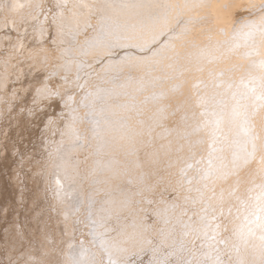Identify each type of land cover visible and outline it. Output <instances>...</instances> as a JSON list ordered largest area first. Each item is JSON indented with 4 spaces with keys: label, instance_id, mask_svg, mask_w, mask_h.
Wrapping results in <instances>:
<instances>
[{
    "label": "bare ground",
    "instance_id": "bare-ground-1",
    "mask_svg": "<svg viewBox=\"0 0 264 264\" xmlns=\"http://www.w3.org/2000/svg\"><path fill=\"white\" fill-rule=\"evenodd\" d=\"M4 6L29 15L24 16L26 29L46 39L39 41L34 34L30 52L15 57L9 77L0 78V184L4 175L12 174L13 161L24 187L31 177L45 190L39 177L47 172V182H63L72 189L75 202L69 205L88 209L85 221L96 226L80 243L72 244L71 235L65 233L60 252L50 250V244L46 249L42 246L47 254L37 252L32 264H121L130 255L136 256L134 262L150 260L144 264H264V0H0V14ZM64 19L73 23L71 34L62 29ZM9 30L5 33L2 27V36L14 37ZM64 36L66 46H61ZM55 47L63 49L60 62L51 59ZM70 48L74 52L67 53ZM75 51L81 56L76 58ZM91 57L100 62L97 66L93 62V72L82 74L84 66L93 65ZM58 66L56 80L52 75ZM81 83L86 98L80 103L91 104L93 130L71 129L68 123L62 135H55L64 144H46L44 156L32 153L35 150L29 151V146L23 149L28 140L18 134L32 135L25 129L36 122L41 110L36 99L38 95L44 99V94L39 89L48 91L41 104L67 106L62 119L69 122L76 119L79 104L73 96L65 101V94L71 95ZM205 130L211 136L196 156L206 157L210 165L205 176L204 170L188 176L196 187H214L216 195L208 197V207L216 214H229L227 221L223 219L227 224L217 227L209 224L207 216L201 221L181 217L174 208L176 199L165 200L167 195L161 194L170 179L164 171L171 143L181 145L180 138L188 131L195 147ZM47 136L43 139L51 140ZM13 147L18 159L17 155L9 159ZM81 153L88 154L85 164L80 162ZM179 155L171 168L177 172L187 152ZM38 159L47 164L42 163L40 173L33 165ZM212 175H216L213 182ZM160 180L166 184H159ZM156 185L166 197L152 207L148 204ZM87 200L97 201L98 213L90 210ZM63 210L56 221L70 225V213ZM57 226L52 225L51 236L62 229ZM190 237L197 240L193 243Z\"/></svg>",
    "mask_w": 264,
    "mask_h": 264
},
{
    "label": "rangeland",
    "instance_id": "rangeland-1",
    "mask_svg": "<svg viewBox=\"0 0 264 264\" xmlns=\"http://www.w3.org/2000/svg\"><path fill=\"white\" fill-rule=\"evenodd\" d=\"M4 10H5L4 14L3 13L0 14V43L2 45V47L0 46V78H1V80L7 79L9 77V74L13 71V68H12L11 65L14 63L15 57H18V58H22L23 57L24 58L25 57L24 54L30 52V49H32V48L29 47L30 46L29 44L32 42L34 34L36 35V39L39 40V41H45L44 39H46L44 34H42L40 32L39 33L29 32L26 29V26H25V22L26 21L24 20V16H29V15L25 14V15L22 16L21 13L19 12L18 8L12 9L11 7L6 8L4 6ZM31 15H32V13H31ZM69 16L72 17V15H69ZM72 24H73L72 21H70L69 19H64V22H62V29L64 31L68 30L69 33L71 34V30H72L71 25ZM2 27L6 28L5 33L9 29H11L9 31H13V36L14 37H12L10 35L7 36L6 34H5L6 37L2 36V32H1ZM66 40H67V38L65 36L61 39V42H62L61 46H66V44H64V42ZM81 43L82 42H80L79 44H81ZM78 49H80V48H78ZM66 51H67V53H69V51L70 52H74L72 50V48L66 49ZM76 51H75L76 58L80 57L81 55L79 53H76ZM63 55H64L63 49L61 48V50H60V47H55L53 49V53H52V58L51 59L54 62H60L62 60L61 57ZM68 57L69 56L66 55V58H68ZM89 60L92 61L90 63L95 62L96 66H97V63L100 62L99 59H96L94 57H91ZM84 61L87 62V60H84ZM45 62H47L45 65L49 66L50 62L49 61H45ZM95 64L93 63V65L91 64L90 66L86 65L88 69L85 68L86 66H84L83 67L84 70H82L83 71L82 74H85L87 72L88 73L93 72ZM58 71H59V66L57 68L56 74L52 75V77H56V80L59 78L58 76H56L58 74ZM79 74L80 73L76 74V76L78 75V77H79ZM76 80H77V78H76ZM77 88L78 89L76 91H74V92L71 90L72 91L71 95H70V93L68 91L67 92L69 94L68 93L65 94V99H64L65 101L67 100L66 97H69L70 100L75 99V101L79 104L77 106V108H75V117H76V119L74 121H69V122H65L62 119L63 118V109L65 111L66 110L68 111V108H66L67 106H64V108H63V105L60 107V105H61L60 104L58 106H54L53 105L50 108V107L45 106L44 104H41L46 99V96H47L46 93L48 91H46L44 89H39V92L44 94L43 95L44 99L41 98V95H38V97L36 99V101L39 100L38 102H39V104L41 106V110H40V112H39V114L37 116L36 122L31 124L32 125L31 127L29 126L28 128L25 129L26 131H32V135L29 138L28 135L20 134V133L18 134L21 140H28V143L26 141L25 144L23 145V147H25L23 149H26L29 146L27 148L29 151H31V150L34 151L35 150L32 153L37 154L39 156H44L42 154L43 153L42 149H44L46 147V144H51V145H56V144L62 145V144H64V143L61 142L62 139H60L57 136L55 137V135H62L61 130L62 129L64 130L65 128H67L68 123L70 124L71 129L72 128H82V129L93 130V128L95 127L94 111L91 109V104L82 105L80 103V102L84 101L85 98H86V92L83 94L80 91V90H82V83ZM47 89L49 91L52 90L50 86H47ZM2 96H3V93H0V97H2ZM86 100L89 102V98H87ZM257 107H260V104H257ZM69 111H72V109L69 108ZM87 116L90 119H88ZM72 118H74V116L70 117V119H72ZM0 130H2V129L0 128ZM46 130H47V132L48 131L49 132L47 133ZM42 132H43V135H42L41 139H38ZM46 134H50L48 136L49 137L51 136V140L49 139L47 141V140L43 139L44 135L47 136ZM201 136L202 137H197V143L198 144L195 147L191 146V144L195 142V140L193 139V134H190L188 131L186 133H184L183 136L180 138L181 145H178V143H171V148L169 150V153L165 156L166 157V159H165V165H166L165 169L166 170L164 171V175L168 176L167 179H169V178L170 179L166 180L167 184H166V182L163 183L164 181L161 182V180L159 182V184L160 183L166 184L165 186H166L167 189H165V191H163L164 190V188H163L164 185L162 186V184H161V188L162 189H160V190L163 191V193H161L162 191L160 192L159 187H157V185H159V184H157L156 187L153 186V187H155V191L157 190L156 193L160 192L162 195H167V197L166 196H162L160 193H158L159 197H158V194L156 196L158 199L157 198L155 199V196H154V198H152L153 195L156 194L155 192L153 194L154 188H152V192H151L152 195H151V198H150L152 201L150 200L151 202L150 203L148 202L149 204L148 203L147 204L151 205L153 207V205L156 206V204L161 203L162 200H164V199H161L163 197H166L165 200H170V201L173 200L172 198H175L176 201L174 200L175 201L174 203H175L176 206H174V208H176L175 211L178 208L177 211H179V212L176 211V213L179 214L181 217H185V219L186 218H190V219L193 218L196 221H201L202 218H206V216H207V220L210 222L209 224L213 223V225L216 226V227L218 226L217 224H219V226H222L223 224L226 223V221H227L226 218L229 216V214L226 213V212H225L226 215H225V213L224 214L223 213L216 214L213 209L208 207L209 206L208 197L211 198V197H214L216 195L215 191H214V187L210 186L209 184L203 185L202 187H200L201 184H198L197 187H196V184L193 182V180L190 177V176H192L191 173L193 174V173H196V172H200L201 170L202 171L204 170L202 172V174L205 176V174H206V170L205 169H207L208 166L210 165L208 163V160L206 159V157H201L200 158V157L196 156V155H201V153H202L201 146L203 144H205L206 141L209 140L211 134L208 131L205 130V131L202 132ZM232 136L235 137V135H232ZM52 137H54V138H52ZM96 139L97 138L94 137V142H95ZM38 140H40V141H38ZM53 140H56V141L54 142ZM29 142H31V143H29ZM49 142H51V143H49ZM52 142H54V144H52ZM200 143H202V144H200ZM31 145H34V147L31 146ZM35 147H36V149H35ZM13 149L10 152V154H12V155L9 156V157H11L9 159H12L13 156L16 157V155H17L16 148L13 147ZM81 150L85 151L83 149H81ZM193 150L195 151V155H190V151H193ZM181 151H186L187 152V156L184 159V164H182L178 168V172L174 171V170H171V168L173 167L174 163L180 159L181 156L179 155V152H181ZM87 155L88 154H84V153L80 154V157H81L80 162L81 163L85 164L86 159H87ZM16 158L18 159L19 155H17ZM9 159H7L8 163H10ZM38 161H36V162L33 161V162H35L33 165H35L36 168H37L34 171H37L38 173H40V171L43 170L42 169L43 168L42 167V163H43V166H47V164L45 163V160L44 161H40V159H38ZM220 161H222V159H220ZM15 164L16 163H14V161H13L12 167H11V170H10L12 172V174H11L12 176L9 175L10 176L9 177V176H5L4 175V177H3L4 183L0 184V189H1L0 190V196H2L1 195V191L2 190L5 191V193L2 191L3 196L0 197V264H32L31 259L34 258L36 256V254H38V253L42 254V255L47 254V250H44V249L41 250L42 246H43V248L46 249L49 246L48 244H50V248H49L50 250H54V251H56V250L59 251L60 250L61 251V249H63L62 248L63 245L65 244L64 243L65 242L64 239H65V235L66 234L71 235L70 236V238L72 240L71 242H72V244H75V242H79L80 243V242L84 241L85 237L87 236V234H88V236H90V233L92 231H96V230H94L95 227H96V226H94V223L92 225V226H94L92 229H91L92 226L89 227L88 224H87L89 222L86 223V221H88V219H86L85 216L87 215L86 212H87L88 209L86 211H84V209L81 208L80 205H79V207H77L76 205L73 206V207L70 206L71 204H73L75 202V200H73V196H72L73 194L71 195V190L72 189L66 188L64 186L65 183L60 182L57 185H52V182H50V183L47 182L48 173L47 172H43L40 175L39 180H40L41 184H46L45 185V187H46L45 190L44 189L41 190V187H38V184L36 182H34L33 178H31V177H28V179L26 180L27 182H25L26 183V187H27L26 188V187L22 186L23 184H20V181H19L20 179H18V177H17V176H19V172H17V170H15V168H14ZM184 167L187 168V169H185ZM183 168H184V170H183ZM15 171H16V174H15ZM211 172L214 173L213 170ZM224 173H226V171ZM188 175H190V176H188ZM8 177L10 179H8ZM215 177H216V175L210 176V181L213 182L215 180ZM11 178H13V179H11ZM171 179H172V181H171ZM173 179H175V181H174L175 184L177 185L179 183V185H177V186L174 185L173 184L174 183ZM237 179L238 178H235L232 181V184H231V186L233 188V191L230 190V192H232V195L234 194V192H236L234 190V187L236 186ZM177 180H178V182H177ZM170 181H171V183H170ZM6 182H8V183H6ZM168 183H170V184L168 185ZM11 184H13L15 186H13ZM47 184L48 185L51 184L50 186L52 188L49 187ZM171 184L173 186H171ZM174 186L176 188H174ZM255 186H256V184H254V187ZM171 187H173L174 190L177 189V190H175V193H176L177 196L175 195L174 190H172L173 188H171ZM4 188L5 189L7 188V190H5ZM23 188H25V189H23ZM34 188H35V190H34ZM168 188H171V189H168ZM8 189H10L11 194L13 195L12 198H11V194L9 193L10 191ZM46 189H47V192H46ZM54 189H55L56 192L54 191ZM178 189H182V191H183V189H184V191L186 190L185 192L183 191L182 194L184 193V195H186L185 193H187V195L186 196H182L181 192ZM50 190H52L53 193H52V191L50 192ZM36 192H37V194H36ZM7 193H8V195L10 194V197L7 195ZM27 193L31 194V195H28ZM43 193H44L45 197L43 195H41ZM46 193H48V194H46ZM168 193H169V195H168ZM172 193H174V194L170 195ZM39 194H40L41 197L40 196H36L38 198L35 199L34 198L35 195H39ZM178 195H181L182 197L178 196ZM26 196H28L29 198L31 196V198H32V199L30 198L31 199L30 202L28 201L29 204L26 202L29 199ZM50 196L53 198V200L50 199ZM170 196H172V197H170ZM192 197H194V199ZM39 198H41V199H39ZM25 199H27V200H25ZM65 199H66V201H65ZM41 200H42V202H41ZM156 200H157V203H156ZM59 201H60V203H59ZM153 201H155V204H154ZM177 201H180V202L178 203ZM89 202H90V204H89ZM96 202L97 201H92L91 202L90 200L89 201L87 200V202H85V204L86 203H87V205L89 204L91 211H93L94 213H98V211H99L98 208L99 207L96 204ZM139 202L140 201H138V203ZM69 203H70V205H69ZM63 204H64V208H63ZM177 204H180L181 207L179 205H177ZM13 205H14V207H13ZM66 205H67V207H66ZM27 207H28V209H27ZM60 207H61V209H59ZM69 207H71L72 210H69L70 209ZM237 207H240V205L238 204ZM181 208H183V209L181 210ZM62 209H64L62 211V213H65V211L67 212L66 209H68L67 213H70V216H71V219H72L70 225H67V226L64 225V224L62 225L60 222L56 221V216L61 220L62 214L60 213V210H62ZM27 210L29 212H27ZM102 212H103V210H102ZM180 212H181V214H180ZM222 214H223V216H222ZM210 215H212V216H210ZM49 217H50L51 221L48 220ZM51 217L53 218V222H52V218ZM214 217H215V219H214ZM219 218H221V219H219ZM223 219L226 220V221H224ZM9 220H12V221H9ZM215 220L217 222H215ZM218 220H220V221L218 222ZM223 222H225V223H223ZM54 223H57L58 226L61 225L60 228H62V229H59V231L57 230L58 231V235L57 236L54 235L56 237H54L53 235L51 236L49 234L50 231H52L51 228H52V225ZM39 225H40V227H41V229H42V231L44 233H42L40 231ZM73 226H74V229H73ZM87 228H89V229H87ZM33 230L37 231V233L35 235H30L29 236V235L26 234V232H31ZM73 230H74L75 233L73 232ZM17 232L24 233L26 237H22L21 236L22 234L16 235ZM43 234H45V236H47V237L51 236V238L48 239L49 237L48 238L44 237ZM54 234H57V233L54 232ZM69 235H68V237H69ZM19 236H20V238H19ZM52 237H54V238H52ZM21 238H22V240L24 238H26L23 241V242H25L27 240L25 242V245H24L23 242L20 241ZM190 240L193 241V243H194L197 239L193 238V237H190L189 241ZM22 243H23L24 246L22 245L23 247L21 249L20 245ZM203 243L204 242L202 241V244ZM212 244H214V243H212ZM44 245H45V247H44ZM208 245H211V244L210 243L206 244L205 245L206 248H208ZM18 247L21 250H19ZM53 248H55V249H53ZM193 248H195V245H193L191 247V249H193ZM216 250L217 249L215 248L214 251H216ZM224 250H226L225 247H224ZM105 251L106 250H104L103 252H105ZM20 253L21 254L22 253L25 254V256L22 254L23 257L21 256L22 257L21 259L19 258L20 257ZM223 253L225 254L226 252L224 251ZM227 253H228V251H227ZM193 254L196 255L195 252ZM135 257H134V255H130V256L127 257L128 259H127L126 262H123L121 260V264H136L135 263L136 261H137V264H140V263L144 264V262L150 261V260H145L144 262H140V260H135V262H134V258ZM53 264H58V263H53Z\"/></svg>",
    "mask_w": 264,
    "mask_h": 264
}]
</instances>
